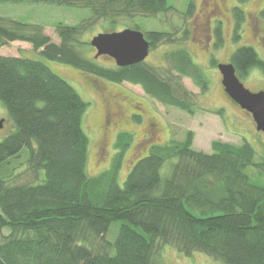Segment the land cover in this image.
Masks as SVG:
<instances>
[{
	"label": "trees",
	"instance_id": "1",
	"mask_svg": "<svg viewBox=\"0 0 264 264\" xmlns=\"http://www.w3.org/2000/svg\"><path fill=\"white\" fill-rule=\"evenodd\" d=\"M4 2L82 8L90 14L72 25L57 22L59 42L40 24L0 16V48L28 42L44 58L115 83L139 85L162 105L189 113L192 93L181 78H190L200 91L208 87L207 76L183 47L164 52L161 66L145 61L98 65L83 54L90 43L82 35L98 22L106 21L113 31L121 19L172 11L167 0ZM194 10L189 0L186 17ZM232 12L238 40L244 12L239 6ZM179 29L144 32L150 51L185 41L189 31L178 36ZM215 32L221 45L219 26ZM210 62L219 63L213 57ZM228 62L240 79L253 67L264 71V60L250 45L237 47ZM0 101L13 126L0 140V264H159L165 246L185 256L202 252L224 264H264V153L255 161L250 143L212 140L207 153L192 147L194 133L188 130L182 140L152 145L120 183V160L131 134L118 133L110 166L89 175L88 137L82 129L89 103L45 63L0 54ZM21 156L33 181L15 180L19 166L11 164ZM113 222L118 225L110 240Z\"/></svg>",
	"mask_w": 264,
	"mask_h": 264
},
{
	"label": "rangeland",
	"instance_id": "2",
	"mask_svg": "<svg viewBox=\"0 0 264 264\" xmlns=\"http://www.w3.org/2000/svg\"><path fill=\"white\" fill-rule=\"evenodd\" d=\"M167 2L173 7L172 11L159 13L153 17H135L133 20L121 19L114 30L118 31L137 25L143 33L148 30L170 31L180 28L177 35L182 36L183 31H189L185 41H180V44L160 45L149 51L144 61L152 66H161L165 64L164 52L179 47L187 49L192 60L202 68L208 79L207 89L200 91L190 78H181L183 86L192 93V97H190V101L193 103L192 113L174 106L162 105L147 96L139 85L125 81L115 83L66 63L44 58L34 51L28 42L12 41L0 48L2 55L21 56L42 61L65 79L81 98L89 103L82 117V129L88 137L86 170L89 175H97L110 166L117 152L115 148L116 136L120 132H128L132 136L121 156L118 171L120 183L133 163L146 155L152 145L164 144L170 140H182L188 130H192L194 133L192 147L199 151L210 153L211 141L221 140L237 145L243 141L250 143L255 150V161H259L264 153V134L255 129L251 116L238 105L230 102L222 92L219 70L210 62L211 57L218 62H227L231 53L241 45L254 47L264 60V15L257 13L260 8L264 7V0H246L243 3L238 0H221L222 14L210 13L212 0H194L195 10L189 17L185 15L189 0H167ZM235 6L241 7L244 12V18L238 28L240 35L238 40L233 38L235 19L232 9ZM89 14L88 9L45 3H0V16L40 24L43 26L44 33L54 42H59L55 32L57 22L72 25L88 17ZM217 26H219L222 35L221 45H216L215 28ZM111 30L106 21H100L86 31L82 35V39L90 40L98 32ZM209 35L211 38L206 44ZM260 37L261 40L257 39ZM82 50H84L83 54L87 59L93 60L98 65H115L114 60L109 56L102 55L95 58L96 50L91 45H85ZM240 80L250 90H264V71L259 68H251L249 75ZM93 85L98 88L106 87L110 94L122 97L119 110L123 112L125 122L116 118L113 119V122L102 125L103 116L106 114L107 119H111L114 109L106 100H103ZM132 112L140 113V119L129 117ZM0 121V140H2L13 126L1 101ZM151 123L156 124L154 129H152ZM19 158L11 164L19 166L15 171L18 174L15 178L16 182L33 181V175L27 170L24 157ZM18 162L21 164L19 165ZM167 166L168 161L164 163L162 170L166 171ZM248 170L254 178L253 168L250 166ZM117 225L118 222H113L110 225L107 233L108 239H114ZM159 264L224 263L202 252H194L185 256L174 248L165 246Z\"/></svg>",
	"mask_w": 264,
	"mask_h": 264
},
{
	"label": "water",
	"instance_id": "3",
	"mask_svg": "<svg viewBox=\"0 0 264 264\" xmlns=\"http://www.w3.org/2000/svg\"><path fill=\"white\" fill-rule=\"evenodd\" d=\"M89 43L96 50L95 58L107 55L117 66L142 62L150 51V43L143 32L128 27L118 31L98 32L91 37ZM216 66L225 95L245 110L251 116L255 129L264 134V90L253 91L246 87L231 62H219Z\"/></svg>",
	"mask_w": 264,
	"mask_h": 264
},
{
	"label": "flooded vegetation",
	"instance_id": "4",
	"mask_svg": "<svg viewBox=\"0 0 264 264\" xmlns=\"http://www.w3.org/2000/svg\"><path fill=\"white\" fill-rule=\"evenodd\" d=\"M212 6H211V9H210V13H216V14H222V11H223V8H222V3H221V0H212ZM262 8H260V10H258V15L261 14L262 12ZM234 25H235V22H234ZM214 29V28H213ZM264 37V35H263ZM211 38V36L209 35V38L206 39V44L208 43L209 39ZM259 40H261V37L260 38H257ZM107 56V55H106ZM228 62V61H227ZM220 79H221V75H220ZM93 84V83H91ZM93 87L96 89V91L99 92L100 96L103 97V100L106 102H108L111 106H112V109H114V111L112 110V113H111V119L108 118L107 119V116L106 114L103 116V120H102V125L104 126L105 124H109L111 122H113V119H118L119 121H122V122H125L126 120L123 119L124 115H123V112L120 109L121 105H120V101L122 99V97H120L119 95H116V94H110L107 90L106 87H96L95 85H93ZM221 89H222V85H221ZM260 90V89H258ZM253 91H257V90H253ZM222 92H223V89H222ZM224 93V92H223ZM225 94V93H224ZM227 97V96H226ZM105 98V99H104ZM228 98V97H227ZM229 99V98H228ZM119 103H118V102ZM230 102H232L230 99H229ZM233 103V102H232ZM235 104V103H233ZM237 105V104H236ZM243 110V109H242ZM245 113H247L245 110H244ZM107 113V112H106ZM108 114V113H107ZM140 113L138 112H132V114L129 115V117L131 118H138L136 120H139L140 119V116L139 115ZM248 114V113H247ZM151 125L153 126L152 129H154V126L156 125L155 123H151Z\"/></svg>",
	"mask_w": 264,
	"mask_h": 264
}]
</instances>
